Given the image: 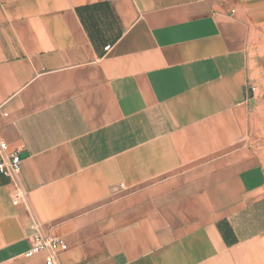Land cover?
Here are the masks:
<instances>
[{"label":"crops","instance_id":"obj_1","mask_svg":"<svg viewBox=\"0 0 264 264\" xmlns=\"http://www.w3.org/2000/svg\"><path fill=\"white\" fill-rule=\"evenodd\" d=\"M0 141V264H264V0H0Z\"/></svg>","mask_w":264,"mask_h":264},{"label":"built area","instance_id":"obj_2","mask_svg":"<svg viewBox=\"0 0 264 264\" xmlns=\"http://www.w3.org/2000/svg\"><path fill=\"white\" fill-rule=\"evenodd\" d=\"M109 49L110 46L105 48L106 51ZM4 116H6V114H4ZM21 160L19 152L9 153L7 144L0 141V174L9 178L17 176L20 173ZM20 195L19 193L16 195L13 201L14 204H17ZM31 238L30 248L24 254L26 258L42 254L44 257V264H57V253L67 250L66 243L59 237L35 232Z\"/></svg>","mask_w":264,"mask_h":264}]
</instances>
